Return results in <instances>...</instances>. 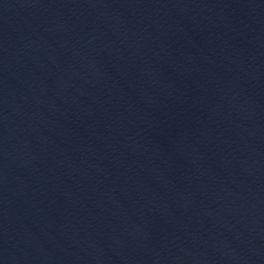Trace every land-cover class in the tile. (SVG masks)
Wrapping results in <instances>:
<instances>
[{"label": "water", "instance_id": "obj_1", "mask_svg": "<svg viewBox=\"0 0 264 264\" xmlns=\"http://www.w3.org/2000/svg\"><path fill=\"white\" fill-rule=\"evenodd\" d=\"M0 264H264V0H0Z\"/></svg>", "mask_w": 264, "mask_h": 264}]
</instances>
